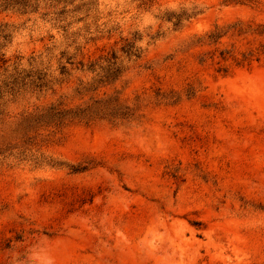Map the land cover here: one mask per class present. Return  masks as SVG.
I'll use <instances>...</instances> for the list:
<instances>
[{"label": "rangeland", "instance_id": "obj_1", "mask_svg": "<svg viewBox=\"0 0 264 264\" xmlns=\"http://www.w3.org/2000/svg\"><path fill=\"white\" fill-rule=\"evenodd\" d=\"M31 1L0 10V264H264V0Z\"/></svg>", "mask_w": 264, "mask_h": 264}, {"label": "trees", "instance_id": "obj_2", "mask_svg": "<svg viewBox=\"0 0 264 264\" xmlns=\"http://www.w3.org/2000/svg\"><path fill=\"white\" fill-rule=\"evenodd\" d=\"M29 7H33L31 0H0V10H3V11L11 9V10L18 11V12H25L27 9H29ZM129 48H133V45H129ZM114 64L115 63H111L110 67L107 68L106 73H104L103 75L105 79H108V78L110 79L113 75L111 73H114V71H118V68L114 67ZM84 114L87 116H93V115H96L97 113L95 110L89 109Z\"/></svg>", "mask_w": 264, "mask_h": 264}]
</instances>
